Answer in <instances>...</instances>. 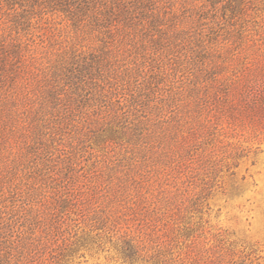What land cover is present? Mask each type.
Masks as SVG:
<instances>
[{"label": "rangeland", "instance_id": "1", "mask_svg": "<svg viewBox=\"0 0 264 264\" xmlns=\"http://www.w3.org/2000/svg\"><path fill=\"white\" fill-rule=\"evenodd\" d=\"M225 3L161 0L154 23L149 11L112 37L128 72L116 85L143 102L130 118L149 119L137 141L96 131L84 106L53 112L38 143L19 130L0 146V264H156L126 258L127 237L171 264H264V87L230 85L249 67L264 79V0ZM12 12L0 7V41L37 79L105 39L61 12L18 26Z\"/></svg>", "mask_w": 264, "mask_h": 264}, {"label": "trees", "instance_id": "2", "mask_svg": "<svg viewBox=\"0 0 264 264\" xmlns=\"http://www.w3.org/2000/svg\"><path fill=\"white\" fill-rule=\"evenodd\" d=\"M160 1L0 0V7L13 11L12 21L15 26L29 22L34 14L61 12L73 25H91L105 35L100 47L58 57L47 75L39 79L26 69L18 42L0 41V146L19 130L24 136V143H38L47 134L44 129L48 128L53 112L61 114L59 123H62L84 106L93 108L92 114L96 112L97 117L93 119L98 126L94 128L96 131L101 130L104 123H113L119 125L120 134L126 137L127 142L137 141L142 137L139 126L148 124L149 119L145 116L142 119L130 118L143 102L133 93H126L129 97H124V92L118 89L116 82L120 80V84H124L128 72H122L121 76L117 66L119 60L112 55L110 45L112 37L119 30L129 26L133 18H138L143 13L149 14L150 11L148 16L154 23V12ZM209 1L212 4L228 2ZM230 85L235 94L251 95L254 87H264V79L260 69L257 71L249 67L246 73L237 75ZM115 133L112 129L108 130L110 137H116ZM127 238L123 240L126 258L136 259L142 256L156 264H171L172 257L167 258L161 249L148 252L149 249L142 240ZM182 258L177 264H186V261L191 264L187 259L190 256Z\"/></svg>", "mask_w": 264, "mask_h": 264}]
</instances>
